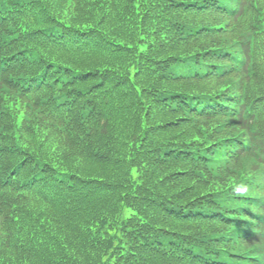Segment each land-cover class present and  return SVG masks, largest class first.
<instances>
[{
  "label": "trees",
  "instance_id": "1",
  "mask_svg": "<svg viewBox=\"0 0 264 264\" xmlns=\"http://www.w3.org/2000/svg\"><path fill=\"white\" fill-rule=\"evenodd\" d=\"M225 1L0 0V264H264V52Z\"/></svg>",
  "mask_w": 264,
  "mask_h": 264
},
{
  "label": "rangeland",
  "instance_id": "2",
  "mask_svg": "<svg viewBox=\"0 0 264 264\" xmlns=\"http://www.w3.org/2000/svg\"><path fill=\"white\" fill-rule=\"evenodd\" d=\"M70 159L72 160V159H74V158L70 157Z\"/></svg>",
  "mask_w": 264,
  "mask_h": 264
}]
</instances>
